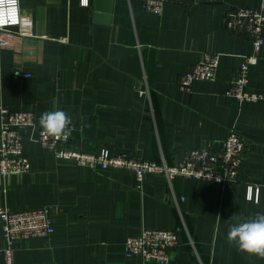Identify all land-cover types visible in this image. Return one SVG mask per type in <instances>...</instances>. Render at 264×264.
I'll return each mask as SVG.
<instances>
[{"label":"crops","instance_id":"0c3cea01","mask_svg":"<svg viewBox=\"0 0 264 264\" xmlns=\"http://www.w3.org/2000/svg\"><path fill=\"white\" fill-rule=\"evenodd\" d=\"M80 1L19 0L22 28L1 35L0 106L30 108L36 125L23 132L29 170L0 175V206L48 208L52 225L47 238L18 242L15 264H158L124 255L125 239L142 227L177 231L167 264H264L226 239L238 218L264 212V44L247 76L263 99L238 101L226 92L251 44L223 26L227 9L261 0H168L160 14L140 0H112L107 23L94 22L91 0ZM204 52L220 54L215 77L180 90V74ZM56 109L70 116L77 151L177 164L187 149L217 150L234 128L246 153L235 182L175 177L168 185L153 173L138 188L130 170H93L40 146V114ZM3 245L0 221V264Z\"/></svg>","mask_w":264,"mask_h":264},{"label":"built area","instance_id":"2783aa9c","mask_svg":"<svg viewBox=\"0 0 264 264\" xmlns=\"http://www.w3.org/2000/svg\"><path fill=\"white\" fill-rule=\"evenodd\" d=\"M144 8L157 14L162 12L168 0H140ZM184 6L197 3H216L221 0H172ZM87 5V0H82ZM23 15L19 0H0V47L6 44L1 36L9 33L7 27L22 28ZM264 0L257 7H230L224 14L223 26L227 31L246 36L251 44V53L242 56L241 64L230 79L226 92L238 101H256L263 99L262 94L248 90V73L250 67L256 64L258 53L264 44ZM219 53L204 52L192 68L180 74L178 88L190 92L196 80H212L219 64ZM28 76V74H20ZM140 94L148 95L143 86ZM35 114L30 108L10 111L0 106V175L27 172L30 168L29 159L23 155V132H35ZM74 125L69 120L63 134L57 136L39 127L33 138L40 146L49 149L56 158L72 160L78 166L93 170L124 168L134 173L137 187H141L146 174H162L170 185L175 177H187L196 180H207L219 184L235 182L238 170L244 160L246 143L244 137L234 128L228 130L226 137L217 150L206 147L185 150L182 160L177 164H168L164 160L153 161L137 159L109 150L83 152L69 147L70 132ZM248 199H253L249 190ZM0 221L4 245L2 254L4 264H15L14 253L18 242L33 238H47L52 231L48 208L38 207L23 210H10L0 206ZM180 243L176 230L142 227L140 232L128 236L124 242L126 258L136 256L142 262L153 261L167 264L171 252Z\"/></svg>","mask_w":264,"mask_h":264},{"label":"clouds","instance_id":"9594fccd","mask_svg":"<svg viewBox=\"0 0 264 264\" xmlns=\"http://www.w3.org/2000/svg\"><path fill=\"white\" fill-rule=\"evenodd\" d=\"M70 116L62 109L44 111L40 114L39 125L50 134H63ZM226 239L239 251L264 258V212L240 219L230 225Z\"/></svg>","mask_w":264,"mask_h":264},{"label":"water","instance_id":"95a60500","mask_svg":"<svg viewBox=\"0 0 264 264\" xmlns=\"http://www.w3.org/2000/svg\"><path fill=\"white\" fill-rule=\"evenodd\" d=\"M93 4V8L96 12H99L95 14L96 18L94 19V22H97V19L101 20L102 22L107 23L109 13L111 11L112 7V0H91Z\"/></svg>","mask_w":264,"mask_h":264}]
</instances>
